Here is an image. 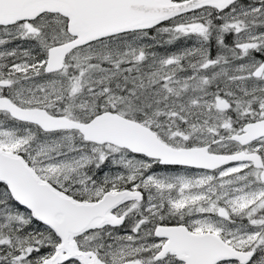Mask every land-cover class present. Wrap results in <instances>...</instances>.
<instances>
[{
	"label": "snow or ice",
	"instance_id": "6c2138e0",
	"mask_svg": "<svg viewBox=\"0 0 264 264\" xmlns=\"http://www.w3.org/2000/svg\"><path fill=\"white\" fill-rule=\"evenodd\" d=\"M0 264H264V0H0Z\"/></svg>",
	"mask_w": 264,
	"mask_h": 264
}]
</instances>
